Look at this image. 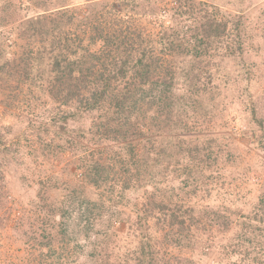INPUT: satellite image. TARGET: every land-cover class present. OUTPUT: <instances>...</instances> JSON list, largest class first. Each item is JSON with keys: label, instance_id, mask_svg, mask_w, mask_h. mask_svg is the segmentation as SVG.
<instances>
[{"label": "trees", "instance_id": "1", "mask_svg": "<svg viewBox=\"0 0 264 264\" xmlns=\"http://www.w3.org/2000/svg\"><path fill=\"white\" fill-rule=\"evenodd\" d=\"M27 1L37 10L36 14L27 17L16 10L14 3H0V27L11 21L17 23L22 41L17 52H10L7 42L0 41V83L3 79L15 80L22 86L31 81L30 88L46 92L51 100L76 104L77 112L62 116L64 122L78 112L101 109L93 135L98 137V143L102 140L118 142L107 152L97 150V156L79 157L80 164L71 174L82 177L83 181L62 177V171L61 176H54L49 184L39 188L40 216L30 221L31 226L34 223L38 228L32 230L29 239L36 240L41 247L61 242L71 235L67 232L69 225L62 224L63 218L74 213L71 224L78 229V238L86 237L91 225L94 226L106 212L104 209L111 208L105 203L107 194L115 206L125 207L113 210L114 221L137 241L124 254L117 252L121 246L117 240L106 243L104 252L108 257L114 256L113 264H196L194 253L213 247L211 237L219 236L212 230L214 227L224 233L239 222L241 216H252L250 213L245 215L241 209L230 208L227 218L224 217L227 223L220 224V210L210 208L200 216L211 215L206 223L193 216L197 204L185 208L189 201L186 199L196 196L200 200L206 199L214 190L216 180H222L221 168L236 167L239 161L234 137L219 132L208 134L214 132L215 124L204 120L201 114L203 126L199 127L201 122L189 114L192 111L186 113L181 109L182 103L175 100L173 93L177 82L186 81L191 94H207V105L204 103L205 106L200 107L205 109L203 114L211 118L214 110L229 109L235 104L237 94H233L234 99L229 94L232 92H225L224 87L209 86L219 74L201 65L198 68L193 65L182 67L186 58L194 57L205 60L208 63L205 66L210 63L220 66L215 64L220 61L235 64L244 61L247 68L242 75L244 79L251 80L255 71L259 72L254 64L237 56V51L242 54V41L232 46L229 40L227 52H219L222 39L231 36L230 18L207 0H83V4H76L74 0ZM166 3H171L172 14L169 20L162 21L159 33L129 24L123 26L126 14H159ZM113 12L115 16L111 15ZM109 15L112 22L106 21ZM187 21L191 22L188 26ZM117 22H121L120 25ZM250 110V120L262 129L261 135L257 134L255 138L261 140L264 149L263 122L253 108ZM224 119L223 116L219 118L221 125L226 124ZM65 127L59 124L55 134L42 141L40 153L48 161L59 162L68 151L78 154V140L76 138L74 142L71 138V143L65 140ZM9 152L12 153L11 148L0 136V207H4L8 198L4 177ZM167 152L169 155L175 153L183 167L198 166L207 175V185H194L182 199L179 196L181 202L175 198L176 191L168 197L156 186L158 173L154 166L160 153ZM65 165L70 164L65 162ZM87 184L92 187L88 188ZM129 192L134 202L127 198ZM114 193L119 196L112 198ZM256 205L254 214L260 212V221L264 222V182ZM253 219L259 221L258 217ZM154 223L159 229L152 231ZM246 224L248 229H245ZM242 225L240 243L257 239L262 253L263 237H248L256 231L255 224L244 221ZM200 227L212 230V235H207L206 239L196 237L195 230L203 232ZM59 229H63L61 234L57 232ZM259 229L262 236L264 230ZM158 230L162 234L161 244L154 236ZM111 244L116 247L114 250ZM171 247L185 250L187 254L172 252ZM223 247L226 249V245ZM92 248L95 251L102 246L92 244ZM167 249L171 251L166 252ZM104 259L100 258L102 264Z\"/></svg>", "mask_w": 264, "mask_h": 264}, {"label": "rangeland", "instance_id": "2", "mask_svg": "<svg viewBox=\"0 0 264 264\" xmlns=\"http://www.w3.org/2000/svg\"><path fill=\"white\" fill-rule=\"evenodd\" d=\"M4 1L14 3L16 10L23 16H32L37 13V10L27 0H0V3ZM82 1L74 0L76 4H83ZM109 1L112 2L113 0ZM207 1L227 14L231 20L229 25L231 36L222 39L221 44H219V52H223V54L227 52L229 48L226 49V45L229 40L232 41L230 42L232 46L242 41V54L237 51V56H241L240 58L245 59V62L254 64L256 69L259 68V72L258 70L255 71L251 80L246 76V79H244L242 75L247 69L244 61L235 64L231 61H220L219 58L217 60L220 62H215V64L220 66H214L213 63L212 65L210 63V66H205V64H208L205 60L202 61V58L194 57L186 58L185 63L182 64V67L185 66V68L189 65L198 68L201 65L216 75L219 74L218 77L211 80L209 86L224 87L225 92H232L229 94L239 96L235 99V95H233L235 104L229 109L214 110V115L211 118L209 115H204L205 109L200 107L207 105L208 101H205L207 94L205 96V93H201V95L191 94L187 90L186 81L177 82L176 88L173 89L175 100H180L182 103L181 109L186 110V113L192 111L189 114H192L194 120L201 122L199 127L202 125L203 115L204 120H209L211 124L212 122L215 124L214 132H208V134L219 132L234 137L233 145L239 158L237 165L235 164L236 167L228 165L221 168L219 174L222 177V182L216 180L214 190L205 197L206 199L203 197L200 200L198 196L193 199H186L185 201H189L186 203L185 208L197 204L193 213L195 219L210 210V208L219 209L221 214L218 223L220 224L227 223L225 218H227L226 215H228L230 208L241 209L245 215L249 216L250 213L252 216H250L251 218L241 216L239 222H235L230 227L231 229L224 233H220V230L214 227L212 230L219 234V236H213L210 239L213 241L214 246L194 253L193 260L196 261V264H264V250L262 254L257 239L244 240V244L240 243L244 221L255 224L256 231L249 234L248 237H263L262 242L264 243V231L261 236V230L259 229L263 228L264 230V222L260 221L262 214L260 212L254 214L257 211L256 203L258 202L260 188L264 182V149L261 140L255 138V135H261L262 129L257 122L250 120L252 112L250 108H253L264 125V0ZM170 5L171 3H166L159 14H126L124 16L126 21L123 26L129 24L137 28H146L148 32L159 33L163 27L162 21L166 18L169 20V16L172 14ZM114 14L113 12L111 15L115 16ZM108 20L113 21L110 15L106 18V21ZM120 23L117 22V25H120ZM190 24V21L186 22L187 26ZM0 41L7 42V49L10 52H17L22 42L18 24L11 21L1 26ZM191 48H193V44ZM227 74H232V76ZM29 83L20 86L15 80L8 81L7 79L1 80L0 83V136L12 151V153L7 154L8 159L4 158V160L7 159L4 188L8 193V198L5 200L4 207H0V264H102L100 258L103 257H105L103 264H113L111 261L115 260L114 256L108 257L105 255L106 243L117 240L122 246L117 249V252L124 254V251L131 250V246L137 241L122 230L119 222L114 221L113 210L123 209L124 206L120 204L115 206L113 200L108 199L107 194L104 196L106 198L105 203L108 208L110 206L111 208L104 209L106 212L97 220L94 226L91 225L92 229L86 237L78 238V229H74L71 224L75 216L74 213L63 218L62 224L69 225L67 232L71 235L61 242L53 243L48 247H41L40 244L36 243V240L29 239V235L33 233L32 230L38 228L34 223L31 226L30 221L40 216L37 206L41 202L39 188L43 184H49L54 176H61L63 172L62 177L68 179L78 178L83 181L82 177L71 174L77 170L76 168L80 164L79 157L97 156V150L103 149L107 152L118 144L114 140H102L98 143V137L92 133L95 124L98 122L101 109L88 110L83 113L78 112L76 116H68V120L64 122L61 117L70 115L74 111L77 112L78 106L53 101L46 92L35 90L33 87L30 88ZM19 86L20 88H18ZM230 86L232 89H229ZM221 116L225 117V125H221L218 121ZM190 122L193 121L190 120ZM59 124L66 126L65 140L71 143L72 139L76 142L77 138L79 147H76V150L78 154H74V151H68L59 162L54 159L48 161L40 153L42 141L53 136ZM92 136L94 137L92 138ZM81 142L83 143L82 146ZM159 157V161L154 166L158 173L155 176L156 186L162 188L166 196L170 197L176 191L175 198L181 202L184 193L192 190L194 185L198 184V187L207 185V175L202 172L200 167H183L175 153L172 155H169L168 152L160 153ZM65 162L70 165H65ZM163 165L169 166L162 168ZM65 166H67V169H65ZM87 187L90 188L92 185L87 184ZM149 188L151 189V187ZM130 194L131 192L127 194V198L134 202L135 199L131 198ZM198 194L201 195V193ZM118 196L117 193H114L112 198ZM130 206H132V203H130ZM257 217L259 221H254L253 218ZM210 218L211 215L207 214L200 217L199 220H206L207 223ZM154 225L152 231L159 229V226H156L155 223ZM247 225L245 229H248ZM207 228H211V226H207ZM200 229L203 232L195 230L196 237L206 239L208 238L207 235H212V230L201 227ZM62 230L59 229L57 232L61 234ZM116 230L118 235L115 234ZM154 236L161 244L162 234L159 230L155 231ZM103 242H105L104 245ZM263 243H260V245ZM92 244L93 246L100 244L102 248L93 251ZM224 245H226V249L223 247ZM113 246L114 244H111L112 250L116 248ZM240 247H243V249H240ZM171 248L172 252L175 250V253L187 254L185 250L179 251L178 248ZM167 251L169 252L171 249H167Z\"/></svg>", "mask_w": 264, "mask_h": 264}]
</instances>
